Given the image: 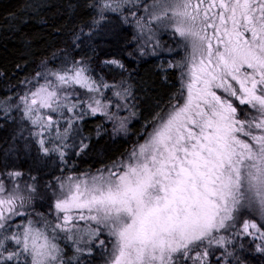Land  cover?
I'll list each match as a JSON object with an SVG mask.
<instances>
[{"label": "snow or ice", "instance_id": "obj_1", "mask_svg": "<svg viewBox=\"0 0 264 264\" xmlns=\"http://www.w3.org/2000/svg\"><path fill=\"white\" fill-rule=\"evenodd\" d=\"M85 8L72 47L86 28L93 56L96 37L113 48L100 74L93 56L62 50L52 57L59 67L43 61L0 98V115L16 126L0 147V264L264 256V0ZM145 56L161 58L165 96L133 75L130 64ZM105 136L127 147L110 154ZM21 152L26 168L13 159ZM93 153L97 167L73 159Z\"/></svg>", "mask_w": 264, "mask_h": 264}, {"label": "trees", "instance_id": "obj_2", "mask_svg": "<svg viewBox=\"0 0 264 264\" xmlns=\"http://www.w3.org/2000/svg\"><path fill=\"white\" fill-rule=\"evenodd\" d=\"M27 1L0 0V98H3L5 94L11 95L8 90L13 85H18V82L26 75L31 77L34 71L39 70L43 61L59 67L60 61L52 58L54 53L56 57H60L62 50H68L70 53L93 56L88 44L86 28L82 33L83 45L72 47V32L78 31L89 22V14L85 8L87 0L55 1L42 14L43 21L40 24L31 22L28 25H21L20 14ZM11 18L15 19L11 21ZM163 38L170 39L168 35H164ZM93 45L96 47L93 67L97 69L95 74L99 75L101 62L110 59L114 49L104 43L100 37L95 38ZM160 59L156 56H145L141 62L130 64V67L138 80L146 85H152L161 96H165L170 91V87L162 79L161 70L158 67ZM104 75L109 80L119 79V74L115 71L105 70ZM95 123L96 119L90 118L87 127L93 128ZM133 126L140 130L139 122L135 121ZM14 133H16L14 121L6 120L0 115V147H3L5 141L10 140ZM19 143L22 144L23 141ZM101 143H107L110 154L127 147V144L123 142L113 144L107 141L106 136ZM13 159L25 168L27 167L26 162L30 161V157L25 156L23 152ZM73 159L77 161L80 168H85L88 164H92L93 167L98 166L94 153L83 159L78 157H73ZM2 161L3 157L0 156V166H2ZM249 258L252 264H264V256L259 253H251Z\"/></svg>", "mask_w": 264, "mask_h": 264}, {"label": "rangeland", "instance_id": "obj_3", "mask_svg": "<svg viewBox=\"0 0 264 264\" xmlns=\"http://www.w3.org/2000/svg\"><path fill=\"white\" fill-rule=\"evenodd\" d=\"M55 1L61 2L62 0H28L20 14L19 21H21V25H28L31 22L40 24L43 21L42 14H44ZM15 18H11L10 20L13 21ZM123 114L126 113H122V115ZM134 122L135 121H133V123Z\"/></svg>", "mask_w": 264, "mask_h": 264}]
</instances>
